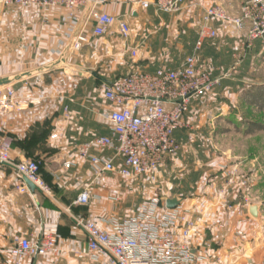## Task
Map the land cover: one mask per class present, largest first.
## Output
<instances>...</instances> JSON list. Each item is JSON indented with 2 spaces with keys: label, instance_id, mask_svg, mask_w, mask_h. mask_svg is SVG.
<instances>
[{
  "label": "crops",
  "instance_id": "crops-1",
  "mask_svg": "<svg viewBox=\"0 0 264 264\" xmlns=\"http://www.w3.org/2000/svg\"><path fill=\"white\" fill-rule=\"evenodd\" d=\"M245 1L183 0L182 10L173 14L150 6L132 15L130 6L111 0L96 6V12L129 22L135 57L124 46L117 25L96 36L90 18L76 51V28L66 9L0 7V85H13L22 104L21 111L0 114V143H12L15 162L40 161L42 178L52 188L51 195L23 190L15 168L0 163V254L8 253L13 234L36 238L53 233L62 252L37 258L34 264H108L106 256H90L88 234L76 218H92L112 231L113 220L137 215L144 201L160 199L162 214L166 201L178 197L198 220L192 245L207 257L205 264H264V237L259 233L264 200L258 201L264 185L259 186V172L252 170L254 158L236 160L231 140L233 132L247 138L264 130L254 121L233 118L237 104L244 107L254 97L244 87L253 93L264 84L249 78L264 58V48L256 41L242 55L247 29L211 23L217 36L204 41L197 54L198 69L227 76L216 90L193 98L186 126L175 133L181 149L161 167L155 183L116 174L95 180L90 162L78 153L85 142L111 132L103 114L114 105L105 99L103 84L133 71L152 72L160 65L177 68L194 51L205 8L222 5L235 17ZM96 152L109 157L115 153L108 148ZM84 192L91 194L89 202L74 204ZM244 196H250L249 205ZM252 205L260 206V218L252 216Z\"/></svg>",
  "mask_w": 264,
  "mask_h": 264
},
{
  "label": "built area",
  "instance_id": "built-area-1",
  "mask_svg": "<svg viewBox=\"0 0 264 264\" xmlns=\"http://www.w3.org/2000/svg\"><path fill=\"white\" fill-rule=\"evenodd\" d=\"M92 1L94 5L88 20H94L93 33L104 36L112 26L117 25L124 46L135 57L137 47L129 44L132 37L129 22L124 17L95 11L96 6L110 0H0V7H35L43 11L61 7L66 9L77 29ZM111 1L130 6L132 15L136 10L150 6L168 14L178 13L183 8V0ZM203 21L193 53L186 56L177 68L160 65L152 72L133 71L103 84L105 99L114 105L113 109L103 114L111 125V132L109 135L95 136L78 148L80 157L90 162L95 180L116 174L127 180L145 177L155 183L168 158L180 151L181 145L175 133L186 126L185 116L193 98L211 92L227 76H215L212 71L198 69L197 54L204 41L217 36L216 29L211 25L213 21L232 24L239 30L247 29L242 55L256 41H260L264 48V0H246L240 14L235 17H231L222 5L209 6L204 10ZM80 36L81 32L74 34L73 50L81 49ZM21 110L22 104L18 101L14 86L1 84L0 114ZM106 148L114 150V155L101 156L96 152ZM117 158H121L122 162L118 163ZM0 163L15 167L23 190L29 188L24 181L26 176L42 193L52 194L51 186L40 174L39 163L34 159L15 162L9 141L0 143ZM90 195L89 192L82 193L74 204H87ZM243 201L249 205L250 196H244ZM160 203L158 198L144 201L137 215L113 220L112 231L101 228L92 218H76L77 224L88 234L90 256L93 259L106 256L108 264H205L207 257L196 253L192 245V237L198 227L193 212L180 203L176 208H167L159 214ZM177 232H180V237ZM61 252L56 234L43 233L29 238L17 233L11 237L8 253L0 254V264H34L37 258L57 256Z\"/></svg>",
  "mask_w": 264,
  "mask_h": 264
},
{
  "label": "rangeland",
  "instance_id": "rangeland-1",
  "mask_svg": "<svg viewBox=\"0 0 264 264\" xmlns=\"http://www.w3.org/2000/svg\"><path fill=\"white\" fill-rule=\"evenodd\" d=\"M188 37V36H187ZM263 56V55H262ZM250 79L254 81H260L264 82V58H260V63L255 67L252 74H250ZM220 86V85H219ZM218 87V86H217ZM217 87H215L212 91L216 90ZM245 90L249 91L250 97L254 96L255 104H251L253 98L248 99L246 102V105L244 107L237 106L235 107V114L233 116L234 120L236 122H256V123H262L264 124V84L261 86V89H256L253 93L246 87H244ZM211 91V92H212ZM247 91V92H248ZM210 93V92H209ZM207 95V93H206ZM205 96V94L201 95ZM246 106L249 108H252L249 112H246ZM237 132H233L232 141L235 144V150L237 153L238 158L236 160L241 161L242 163H245V161L248 159L254 158V165L252 167V170H256L259 172V186L264 185V130L256 131L253 136L240 137L237 136ZM241 134V133H240ZM243 135V134H241ZM245 135V134H244ZM235 163L232 165L234 166ZM231 165V164H230ZM248 170V168H247ZM264 188V187H263ZM264 200V190L261 193L260 197L258 198V201ZM194 216V215H193ZM260 218V216H259ZM261 228H260V234L262 237H264V211L263 215L261 216Z\"/></svg>",
  "mask_w": 264,
  "mask_h": 264
},
{
  "label": "water",
  "instance_id": "water-1",
  "mask_svg": "<svg viewBox=\"0 0 264 264\" xmlns=\"http://www.w3.org/2000/svg\"><path fill=\"white\" fill-rule=\"evenodd\" d=\"M93 5H94V2L92 1L88 7L86 8V10L84 11L83 15H82V18L80 20V23L76 29V33L79 34L81 32V30L83 29L84 25L86 24L88 18H89V15H90V12L93 8ZM6 166H11L13 168H15L13 165L9 164V163H2ZM24 181L25 183L27 184V186L29 187V189L32 191V192H42L41 189L34 183L32 182L29 178H27L26 176L24 177ZM181 203V199L178 198V197H174V198H171V199H168L166 201V207L168 209H173V208H176L177 206H179ZM259 209H260V206L258 205H252L250 207V212L252 214V216L254 218H258L259 217Z\"/></svg>",
  "mask_w": 264,
  "mask_h": 264
},
{
  "label": "trees",
  "instance_id": "trees-1",
  "mask_svg": "<svg viewBox=\"0 0 264 264\" xmlns=\"http://www.w3.org/2000/svg\"><path fill=\"white\" fill-rule=\"evenodd\" d=\"M255 124L257 125V127L259 128V129H264V124H262V123H256L255 122ZM10 142V141H9ZM12 144V143H11ZM34 160H36L38 163H39V167H40V174H41V169H42V165H41V162L40 161H38L37 159H34ZM42 176V175H41Z\"/></svg>",
  "mask_w": 264,
  "mask_h": 264
}]
</instances>
